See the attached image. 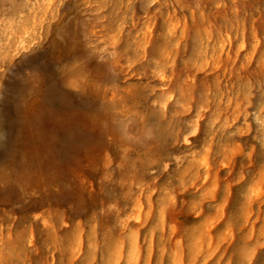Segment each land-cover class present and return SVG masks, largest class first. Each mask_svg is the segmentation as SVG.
Here are the masks:
<instances>
[{
	"label": "rangeland",
	"instance_id": "obj_1",
	"mask_svg": "<svg viewBox=\"0 0 264 264\" xmlns=\"http://www.w3.org/2000/svg\"><path fill=\"white\" fill-rule=\"evenodd\" d=\"M0 95V264H264V0H0Z\"/></svg>",
	"mask_w": 264,
	"mask_h": 264
},
{
	"label": "clouds",
	"instance_id": "obj_2",
	"mask_svg": "<svg viewBox=\"0 0 264 264\" xmlns=\"http://www.w3.org/2000/svg\"><path fill=\"white\" fill-rule=\"evenodd\" d=\"M75 58L76 57H73V59H75ZM53 68H54V71L57 73V79L59 81L60 89H62L63 91H68L67 86L63 83V81L61 79V76H60V73H59L60 65L57 64L56 62H54L53 63ZM95 69H96V64H93V63L90 62L87 65V70L89 72L90 77L94 78ZM45 84H46V90L50 86H52L47 79L45 81ZM71 91L73 93V96L75 97L76 102H80L81 104L85 103L84 98L89 97V95H87L86 93L80 92L78 89L71 90ZM3 100H4V95H0V104H2ZM0 111H2V109H0ZM4 125H5V118H4L3 115H0V129H3ZM8 135H10V133L0 132V136H8ZM0 147H3V146H0ZM11 148H12V150L16 149V140L15 139H12V141H11Z\"/></svg>",
	"mask_w": 264,
	"mask_h": 264
},
{
	"label": "bare ground",
	"instance_id": "obj_3",
	"mask_svg": "<svg viewBox=\"0 0 264 264\" xmlns=\"http://www.w3.org/2000/svg\"><path fill=\"white\" fill-rule=\"evenodd\" d=\"M52 103V102H51ZM54 103V102H53ZM55 104V103H54Z\"/></svg>",
	"mask_w": 264,
	"mask_h": 264
}]
</instances>
